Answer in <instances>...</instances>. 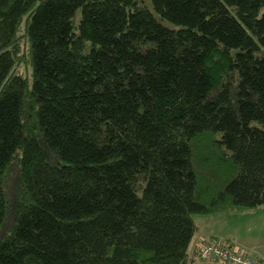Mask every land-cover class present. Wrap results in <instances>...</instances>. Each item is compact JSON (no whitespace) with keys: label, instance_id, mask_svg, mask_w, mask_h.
<instances>
[{"label":"trees","instance_id":"1","mask_svg":"<svg viewBox=\"0 0 264 264\" xmlns=\"http://www.w3.org/2000/svg\"><path fill=\"white\" fill-rule=\"evenodd\" d=\"M262 207L264 0H0V264H187Z\"/></svg>","mask_w":264,"mask_h":264},{"label":"rangeland","instance_id":"2","mask_svg":"<svg viewBox=\"0 0 264 264\" xmlns=\"http://www.w3.org/2000/svg\"><path fill=\"white\" fill-rule=\"evenodd\" d=\"M79 19V13L76 14ZM193 221L198 224L202 235L204 230L213 229V232L236 236V247L264 251V207L247 210L243 208H232L226 211L206 216H194ZM212 232V233H213Z\"/></svg>","mask_w":264,"mask_h":264},{"label":"built area","instance_id":"3","mask_svg":"<svg viewBox=\"0 0 264 264\" xmlns=\"http://www.w3.org/2000/svg\"><path fill=\"white\" fill-rule=\"evenodd\" d=\"M197 257L201 261L217 264H264L256 257L246 254L243 250L230 243L203 241L197 247Z\"/></svg>","mask_w":264,"mask_h":264},{"label":"crops","instance_id":"4","mask_svg":"<svg viewBox=\"0 0 264 264\" xmlns=\"http://www.w3.org/2000/svg\"><path fill=\"white\" fill-rule=\"evenodd\" d=\"M252 211L254 212V210H252ZM194 224H195V222H194ZM197 225L198 224H195L196 231H195V234L192 238V241H191L189 249H188V263L187 264H215L212 262L199 261L196 258V248L199 245V243L201 241H203L204 239L219 238V239H223V240H228L229 242L233 243L234 245L236 244L235 242L237 239H236L235 234H233V232L227 233V234H222V233L213 232L214 231L213 229H209L208 231L204 230L203 234L201 235L200 234L201 229L198 228ZM240 245L242 248L244 247V246H242V244H240ZM242 248H239V249L243 250ZM243 251L246 254H248L252 257H256V258H258L264 262V251H256L254 249L248 248L247 246L244 248Z\"/></svg>","mask_w":264,"mask_h":264}]
</instances>
